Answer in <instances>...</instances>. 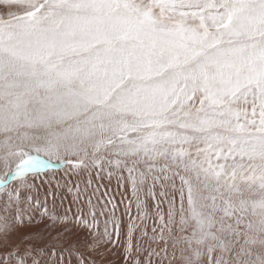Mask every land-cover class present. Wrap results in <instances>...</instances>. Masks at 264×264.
Masks as SVG:
<instances>
[{"label":"snow or ice","instance_id":"obj_1","mask_svg":"<svg viewBox=\"0 0 264 264\" xmlns=\"http://www.w3.org/2000/svg\"><path fill=\"white\" fill-rule=\"evenodd\" d=\"M0 6V247L29 176L107 165L127 171L138 210L141 190L179 180L151 238L165 256L264 264V0Z\"/></svg>","mask_w":264,"mask_h":264},{"label":"rangeland","instance_id":"obj_2","mask_svg":"<svg viewBox=\"0 0 264 264\" xmlns=\"http://www.w3.org/2000/svg\"><path fill=\"white\" fill-rule=\"evenodd\" d=\"M5 11L0 6V12ZM3 171L0 165V175ZM111 171L113 175L109 176L106 165L98 178L99 169L71 171L65 167L46 175L29 176L26 182L31 187L21 189L23 194L19 202H14L8 210L7 216L13 226L9 234L12 243L7 249L0 247V261L7 260L9 264L21 261L23 264H82V261L86 264H135L138 260L140 264H148L151 260V264H182L179 249L169 246L165 256L161 251L163 245L151 239L153 229L162 227L160 214L166 219V200L174 193L179 202V180L176 181L177 190L172 189L168 181L163 182L167 187L157 183L153 188L155 199L146 189L141 190L142 207L138 210L137 195L132 191L127 171L114 168ZM18 183L14 182L6 192L17 188ZM6 200V194L0 193V216L6 215L3 211ZM17 216L22 224L16 222ZM52 216L58 218L55 225L49 219ZM78 217L83 223L78 222ZM133 224L136 227L130 237ZM3 238L4 234L0 233V241ZM95 241L99 243L94 244ZM153 249L159 254L149 256Z\"/></svg>","mask_w":264,"mask_h":264},{"label":"bare ground","instance_id":"obj_3","mask_svg":"<svg viewBox=\"0 0 264 264\" xmlns=\"http://www.w3.org/2000/svg\"><path fill=\"white\" fill-rule=\"evenodd\" d=\"M7 11V10H6ZM12 11L17 12L19 14H22L24 12V9L21 7L13 8ZM29 234V233H28Z\"/></svg>","mask_w":264,"mask_h":264}]
</instances>
